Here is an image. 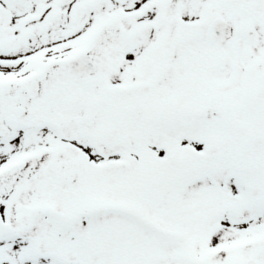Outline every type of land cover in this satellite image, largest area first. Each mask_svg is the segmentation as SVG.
<instances>
[{
  "label": "snow or ice",
  "instance_id": "snow-or-ice-1",
  "mask_svg": "<svg viewBox=\"0 0 264 264\" xmlns=\"http://www.w3.org/2000/svg\"><path fill=\"white\" fill-rule=\"evenodd\" d=\"M0 264H264V0H0Z\"/></svg>",
  "mask_w": 264,
  "mask_h": 264
}]
</instances>
